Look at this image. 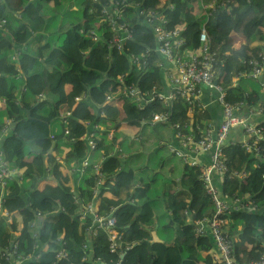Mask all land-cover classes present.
I'll return each mask as SVG.
<instances>
[{"label": "trees", "instance_id": "1", "mask_svg": "<svg viewBox=\"0 0 264 264\" xmlns=\"http://www.w3.org/2000/svg\"><path fill=\"white\" fill-rule=\"evenodd\" d=\"M165 1L159 6V0H0V22L5 21L0 25V97L5 101L0 109V133L5 121L10 122L0 140V152L7 167L18 171L0 189L1 207L12 218L8 221L0 215V264H9L3 254H11L13 245L12 258L22 256L27 264H215L211 236L206 231L196 233V222L213 214L199 178L201 169L182 162L179 183L172 181L174 187L178 185L174 193L157 179V170L162 169L159 155L165 148L159 144L163 138L153 137L150 129L182 126L188 120L185 104L174 100L169 122L151 124L154 114L168 111L166 106L154 101L143 103L140 109L118 92L130 83L142 91L163 88L157 55L145 72L136 71L126 59L129 53L155 48L152 25L145 24L140 10L163 15L164 28L179 29L187 51L198 48L199 33L205 27L211 48L229 53L222 60L229 80L231 74L247 70L244 60L264 49V0H234L210 15L200 1ZM122 2L133 38L117 50L107 44L112 32L103 11ZM237 40L240 45L234 49ZM120 76H124L122 85ZM242 81L248 88L229 90L227 100L242 101L254 109L264 96V87L261 81ZM106 96L112 98L107 104ZM202 112H197L196 123L212 119L208 110ZM84 123L98 126L94 158L103 155L105 159L98 177L90 158L83 177L77 176L80 185L72 190L54 177L62 166H78L84 159ZM124 127L141 131L134 152L128 151L132 142L126 144ZM257 127L264 135V122ZM108 133L123 137L117 155L111 154L114 142L108 141ZM150 137L152 145L146 144ZM26 141L29 146L22 144ZM62 148L68 152L59 162ZM222 152L228 171L217 187L220 195L249 198L255 206L223 217V232L232 240L236 263L250 264L260 260L264 251V166L256 167V158L237 143H227ZM125 153L127 161L122 158ZM131 160L144 163L133 169ZM138 171L141 178L151 180L139 186ZM241 172L246 174L243 179L236 175ZM51 178L52 185L40 189L39 183ZM95 178L104 181L96 197V213L114 218L121 235L115 254H110L109 233L97 227L93 213L85 210L92 201ZM33 223L36 228L30 227ZM154 230L162 243L152 242ZM60 252L65 256L58 257Z\"/></svg>", "mask_w": 264, "mask_h": 264}, {"label": "built area", "instance_id": "2", "mask_svg": "<svg viewBox=\"0 0 264 264\" xmlns=\"http://www.w3.org/2000/svg\"><path fill=\"white\" fill-rule=\"evenodd\" d=\"M196 1H200L201 8L207 15H210L209 12L211 11L214 12L234 2V0ZM165 2V0H159V6L165 4ZM124 6H126L124 2L121 4L115 3L103 11L105 21L112 32L107 44L110 48H116L117 50H120L123 42L133 38L130 25L124 19V8H122ZM138 13L139 16H143L145 24L152 25L155 48L152 51L144 49L139 53H129L126 55V59L129 66L136 71L145 72L149 67L151 58L157 55L160 58L157 66L161 69L163 88L159 90L153 87L150 90L142 91L137 84L130 83L121 86L118 93L123 97L131 98L136 103L137 108L140 109L143 103L154 101L161 102L166 106L168 111L154 114L150 120L151 124L169 122L171 105L174 100H181L185 104L188 120L182 126L179 124L171 126L173 139L177 146L170 147V152L190 167H199L201 169L199 178L213 204L212 216L196 222V233L202 235L206 231L211 236L215 250L212 254L215 264H238L232 250V240L223 232L225 224L223 217L230 212L251 211L255 206L251 204L249 198H227L224 195H220L214 180L217 178L220 187V179L228 171L227 159L224 157L222 150L227 143H230L228 137L233 128H240L243 131V139L235 143L239 144L244 153L256 158V167L264 166V135L261 133L262 129L258 128L257 124H250L248 116L246 117L245 115L246 113H258L264 116V96L259 104L251 110L247 108L248 106L245 102L235 101L230 103L227 100L228 91L239 87L238 83L242 79L255 83L261 81L264 87V49L251 59L242 62L247 67V70L231 74L229 80H227V75L223 71L224 64L222 60L225 61L229 53H219L211 48L205 27H202L199 33L198 48L193 51H187L183 49L184 39L181 36V31L179 29L166 30L164 28L165 18L163 15H158L153 11L145 14L141 10ZM155 20H157V24L154 25ZM3 23H5L4 20L0 22V25ZM89 36L96 41V37L92 32L89 33ZM123 78L124 76L118 78V82L121 85L125 83ZM204 94L211 101L217 102L221 108V121L218 124L213 121L196 123L197 112L202 114L203 110H208L207 105L202 103ZM245 96L247 95L245 94ZM111 99L110 96H106L105 103H109ZM4 104V99L0 97V109ZM9 124V121H5V127L0 133V140L8 130ZM94 127L92 132L84 137L89 152L95 149V143L92 138L94 130L98 126L94 125ZM107 138L110 141H115L116 144V139L112 133H108ZM260 142H263V145ZM117 151L120 150L117 149ZM207 154L209 155L208 163L203 160ZM88 158L89 156L82 161L78 168L81 173L88 166ZM98 168V165L94 167L97 173ZM17 175L16 169L10 170L7 167L0 152V189H3L8 179ZM98 175L101 176L99 173ZM236 175L239 179L246 177L245 172ZM102 185L103 178H95L92 201L85 206V210L93 213L97 227L109 233L110 254H115L121 241V235L115 230L116 221L112 217H105L96 213V197ZM75 202L78 203V200L75 199ZM1 204L2 198L0 197V215L6 216L7 212L2 209ZM37 217L39 218V216ZM30 227L36 228V223H33ZM85 247L83 245V248ZM14 254L15 245L12 246L11 254L6 252L3 254L4 261L13 264L15 261L25 260L22 256H17L13 259L12 256ZM64 256L65 254L62 252L58 254V257ZM116 264L120 263L117 262ZM250 264H264V251L260 260Z\"/></svg>", "mask_w": 264, "mask_h": 264}, {"label": "crops", "instance_id": "3", "mask_svg": "<svg viewBox=\"0 0 264 264\" xmlns=\"http://www.w3.org/2000/svg\"><path fill=\"white\" fill-rule=\"evenodd\" d=\"M238 43L237 47L240 45V40H237L234 45ZM65 91H69V87L66 86L65 87ZM202 103L203 104H206L207 105V109L208 111L210 112V115H211V118L209 121H213L215 124H218V122L221 121V108L219 106V104L215 101H211L210 99H208L206 97V94H204V96H202ZM246 117L248 118V121L250 124L254 125V124H259V123H262L264 122V116L263 115H260L258 113H253V114H250V113H246L245 114ZM186 122V121H185ZM84 126L86 127V134H89L92 132V130L95 128L92 124L91 125H88V123H84ZM171 130V129H170ZM123 131H125L124 134H126V136L128 137V141L126 144H129V141L132 142V145H131V148H129L128 151L130 152H134L137 150V143L138 141L141 140V131L140 129H128L126 127L123 128ZM161 138H163V141L159 144L160 147H164V151L159 155V157L162 159V169H158L157 172H158V175H157V179L159 181V183L161 184V186H163L165 189H168L170 193H174L177 189H178V185L176 187H174L173 185V182H176L177 184L179 183L180 181V178L182 177V173H181V167H182V161L177 158V157H173L171 154H173L172 152H170V147L172 146H177L176 142L174 141L173 139V135H172V131L170 132L169 135H160ZM138 138V139H137ZM123 137H119V138H116V144H112V148H113V151L111 154H119L122 150V148L118 145V143H120L122 141ZM243 139V131L240 129V128H233L231 131H230V134H229V137H228V141L230 143H234L235 142H239ZM146 144H149V145H152L154 144L153 143V139L150 137L148 139V142ZM125 148L127 147V145L124 146ZM169 148V150H168ZM117 149H121L120 151H117ZM142 150V149H140ZM68 152V149L66 148H62V154L59 156V159L62 160V158L65 156V154ZM127 153H125L124 155H122V158L124 160L127 161L126 157H127ZM89 157L91 159H93V163L94 165H100V161L102 160V157L103 155L99 156V158H94V153H91L89 155ZM146 158H148V156H146ZM208 158H209V155H205L203 160L206 161V163H208ZM132 161V160H131ZM144 163L143 160L139 161L138 163L132 161V168L133 169H138L140 168V166ZM204 165V164H203ZM84 173H81L79 171V169L75 170L73 167H69L68 168H63L61 167L60 168V173L58 176H55L54 178H59L62 179V181L67 184V185H70L71 189H75V184H78L80 185V182H79V178L77 177L78 175L79 176H82ZM139 171L136 175V181L137 183L139 184V186L145 184L146 182H149L151 180V178H141V176H139ZM83 177V176H82ZM73 178V180H72ZM72 180V181H71ZM52 178L51 179H47L41 183H39V187L40 189H42L44 186L46 185H52ZM214 184L216 187L219 188V185L218 183L216 182V179L214 180ZM171 186H173L171 188ZM105 196L107 197H111L110 193H105ZM4 216V215H2ZM6 218L8 217L9 220L8 221H11V217L8 216V213L7 215L5 216ZM154 222H156V219H154ZM155 232L156 234V231H152V233ZM151 233V234H152ZM152 237V236H151ZM156 237L158 239L159 242H156V243H162V240H160L156 234ZM163 237H166L164 234H163ZM13 264H27L26 260H23V261H20V262H13Z\"/></svg>", "mask_w": 264, "mask_h": 264}, {"label": "rangeland", "instance_id": "4", "mask_svg": "<svg viewBox=\"0 0 264 264\" xmlns=\"http://www.w3.org/2000/svg\"><path fill=\"white\" fill-rule=\"evenodd\" d=\"M237 45H238V43H236L233 47L236 49L237 48ZM243 80V79H242ZM242 80H240L239 81V86H242V87H247L248 88V85H247V83L246 82H244V81H242ZM150 132H151V134H152V136L153 137H155V136H160V135H163V136H165V135H169L170 134V128L169 127H166V126H160V127H157L156 129H154V128H151L150 129ZM153 140H154V138H152ZM59 162H63V160H60ZM73 167H77V166H74V165H72ZM63 168H68L69 169V167L68 166H62ZM79 168V167H78ZM87 168V167H86ZM20 173V172H19ZM17 174H18V171H17ZM72 180H73V178H72ZM71 180V181H72Z\"/></svg>", "mask_w": 264, "mask_h": 264}, {"label": "clouds", "instance_id": "5", "mask_svg": "<svg viewBox=\"0 0 264 264\" xmlns=\"http://www.w3.org/2000/svg\"><path fill=\"white\" fill-rule=\"evenodd\" d=\"M94 126V125H93ZM98 129V128H97ZM96 129V130H97ZM96 130H94V134H93V138H92V140L94 141V143H95V134H96ZM86 135H84L83 136V140H84V142H85V139H84V137H85ZM115 139H116V137H114ZM108 139V138H107ZM108 141H110V140H108ZM111 142H114V144H115V141H111ZM86 143V142H85ZM94 150H92V151H88V148H87V144H86V155H85V157H84V159L87 157V156H89L91 153H94L93 152ZM117 155V154H116ZM83 159V160H84ZM105 159V157H102V160L100 161V164H101V162H103V160ZM82 160V161H83ZM82 161L80 162V164L75 168V167H73V166H71V167H73V168H75L76 170L78 169V167L81 165V163H82ZM90 157L88 158V165L90 164ZM96 165H94V167H95ZM99 166V165H98ZM88 167V166H87ZM199 168V167H198ZM85 170H86V168H85ZM85 170H84V172H82V173H84L85 174ZM94 171H95V169H94ZM95 173L98 175V173L95 171ZM98 177H100L99 175H98ZM61 181H62V179H60ZM104 182V181H103ZM102 189V188H101ZM100 193V192H99ZM5 211V210H4ZM37 216H39L38 214H37ZM38 218V217H37ZM39 218H40V216H39ZM35 234V233H34ZM35 236H36V234H35ZM34 235H33V237H35Z\"/></svg>", "mask_w": 264, "mask_h": 264}, {"label": "water", "instance_id": "6", "mask_svg": "<svg viewBox=\"0 0 264 264\" xmlns=\"http://www.w3.org/2000/svg\"><path fill=\"white\" fill-rule=\"evenodd\" d=\"M27 117H29V114L27 113ZM22 144L23 145H25V146H29L30 145V142H28V141H26V142H22ZM151 236H152V242H159L158 241V239H157V237H156V234H155V232H153L152 234H151ZM123 258V257H122Z\"/></svg>", "mask_w": 264, "mask_h": 264}]
</instances>
